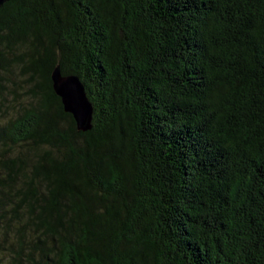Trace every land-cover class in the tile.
I'll return each instance as SVG.
<instances>
[{"label": "trees", "instance_id": "obj_1", "mask_svg": "<svg viewBox=\"0 0 264 264\" xmlns=\"http://www.w3.org/2000/svg\"><path fill=\"white\" fill-rule=\"evenodd\" d=\"M12 75L0 264H264V0H10Z\"/></svg>", "mask_w": 264, "mask_h": 264}, {"label": "water", "instance_id": "obj_2", "mask_svg": "<svg viewBox=\"0 0 264 264\" xmlns=\"http://www.w3.org/2000/svg\"><path fill=\"white\" fill-rule=\"evenodd\" d=\"M10 0H0V8ZM53 90L61 99L65 113L72 115L77 130L89 131L92 127V106L87 99L84 86L78 77H63L58 67L51 74Z\"/></svg>", "mask_w": 264, "mask_h": 264}, {"label": "rangeland", "instance_id": "obj_3", "mask_svg": "<svg viewBox=\"0 0 264 264\" xmlns=\"http://www.w3.org/2000/svg\"><path fill=\"white\" fill-rule=\"evenodd\" d=\"M14 75L10 76L9 79L8 77H3L0 79V82L2 83L1 86H3L2 89L0 88V121H4L9 119L10 117H13L14 109L27 106L29 102L25 97L22 96L24 94H20L21 91H18L20 94V97L18 96V100L14 101V98L12 97L11 93L15 88V84L20 86L23 84L19 78L15 79ZM14 105L15 108L13 109ZM3 234L4 229L1 228L0 225V260L5 261L8 255L5 250V248L7 247V242L3 241Z\"/></svg>", "mask_w": 264, "mask_h": 264}]
</instances>
